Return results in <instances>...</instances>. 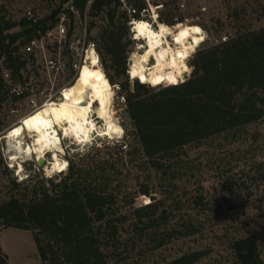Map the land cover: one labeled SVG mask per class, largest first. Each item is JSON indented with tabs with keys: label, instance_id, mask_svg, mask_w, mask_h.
Wrapping results in <instances>:
<instances>
[{
	"label": "trees",
	"instance_id": "16d2710c",
	"mask_svg": "<svg viewBox=\"0 0 264 264\" xmlns=\"http://www.w3.org/2000/svg\"><path fill=\"white\" fill-rule=\"evenodd\" d=\"M71 3L82 17L89 12V34L97 28L95 18L106 16L108 24L101 26L92 39L97 42L110 83L113 87L119 85L125 94L133 126L134 143L124 141L117 146L127 155L139 153L145 158L148 167L166 183L165 190L171 191L172 181L184 171L181 156L187 147L222 138L235 139L248 126L264 120V26L195 51L189 64L192 72L183 82L163 78L167 81L154 85L157 79L148 84L138 77L131 88L130 22L143 19L142 14L149 11L147 0H126L125 4L121 0ZM60 12L59 7L41 23L45 26L47 19ZM158 14V21L169 28L183 22L182 18L176 20L169 9ZM14 25L9 21L0 24V60L4 59L19 80L18 72L26 64L20 54L22 46L36 34L37 25L5 36L3 32ZM0 91H8L1 75ZM105 149L111 146L94 148L80 161L69 160L68 172L59 180L50 178L39 186H26V194L0 200V225L30 230L42 264H111L113 260L131 264L120 256L130 249L142 251L140 243L153 250L161 249L180 236L191 237L201 231L202 223L189 214L176 225L166 226L173 213L165 207L167 196L159 198L147 184L138 190L139 195L149 197L146 203L136 205V197L129 198L131 213L123 212L117 194L110 189L114 154L102 153ZM85 156H92V161L84 162ZM2 163L0 148V166ZM13 185L20 187L15 179ZM191 198L198 212L207 209L209 202L202 192ZM123 233L128 234L125 239ZM232 247L239 264H264L253 236L235 238ZM209 254V248L189 250L157 264H196ZM0 264H10L2 248Z\"/></svg>",
	"mask_w": 264,
	"mask_h": 264
},
{
	"label": "rangeland",
	"instance_id": "374dc122",
	"mask_svg": "<svg viewBox=\"0 0 264 264\" xmlns=\"http://www.w3.org/2000/svg\"><path fill=\"white\" fill-rule=\"evenodd\" d=\"M71 2L72 0H0V24L4 25L5 21L15 24L14 27L3 32L5 36L22 32L32 25L25 17L27 9L31 8L38 12L41 23L60 7L61 12L47 19L45 26L64 16L66 26L71 31V38L67 43H70L76 52L74 57L69 52L66 53L64 70L57 75V78L52 76L51 81L48 80L44 68L33 63L30 64L28 84L17 78L12 82L5 81L3 71L7 67L5 64H0V75L8 90L4 93L0 91V148L3 161L0 166L1 201L7 200L13 194H26V186H39L50 178L59 180L68 172V164L63 172L61 169L60 171L53 169L50 164L51 153L46 155L42 166L38 164L35 156L17 161L14 159V154L7 149L5 136L16 126L21 125L24 117L44 101L50 98L62 99L61 90L76 77V71L69 66V62H78L84 58L88 40L95 42L97 46V42L92 37L98 34L101 26L108 24L104 14L97 16L95 18L97 28L90 34L86 31V45H84V22L86 20L88 26L91 20L89 12H86L85 17L73 12L70 8ZM149 2L159 4L158 7L152 5V8L157 10L156 14L158 11L169 9L176 16V20L182 18L183 22L170 28L158 20L152 25L149 21L152 20L150 8L149 12L142 14L143 19L139 22H149L156 30L165 25L171 35L179 33L187 26H199L205 32V35L197 37V41L192 42L190 52L184 56L189 72L184 74V79L189 78L192 72L189 64L195 51L224 41L237 33L264 26V0H149ZM162 4L165 6L163 7ZM41 26L44 25L41 23ZM134 32L141 42L133 40L132 33L130 34L133 41L129 46V57L140 43L145 42L141 30L136 31L134 28ZM170 38L173 48L179 51L176 41ZM98 62L102 67L100 56ZM90 64L88 62L85 66ZM157 81L154 85L164 82V79L160 77ZM173 81L169 80V83H175ZM130 82L133 88L134 81L130 80ZM143 82L148 83L145 79ZM11 88H20L25 92V96L16 99L10 91ZM114 90L113 117L124 129L123 137L95 135L88 142L79 144L73 143L75 141L72 137L64 138L60 131L64 148V152L60 153L61 160L80 161L83 155L94 148L111 146V149H105L102 153L114 154L110 189L117 194L118 205L123 212L131 213L132 209L129 203L127 204L129 198L136 197V205L146 203L145 199L149 197L139 195L138 190L142 185L147 184L151 192L159 198L167 196L165 207L173 211V217L171 215L166 226L170 228L176 225L178 220L186 218L188 214L202 223L201 231L194 236H180L163 248L154 250L152 246H146L143 242L140 243L142 251H138L137 248L130 249L120 258L131 264H157L189 250L209 248L210 254L196 264H239L232 242L239 236H253L259 244L264 259V120L248 126L235 139L222 138L187 147L186 153L181 156L184 171L178 179L172 181L174 186L168 191L165 190L166 183L162 181L160 174L148 167L145 158L139 153L127 155L124 151L121 152L120 146H117L124 141L131 143L134 141L132 121L123 97L125 94L122 93L119 85H115ZM42 91L45 92L44 95L41 94ZM94 119L101 129L105 126L95 114ZM31 141L30 138L26 139L27 143ZM83 161L86 163L92 161V156H85ZM14 179L20 183V187L13 185ZM196 192H202L209 202L205 211L198 212L190 201ZM179 207L181 209H177ZM127 235L123 233V238L125 239ZM0 248L8 254L10 264H42L30 230L5 228L0 225ZM111 264L121 263L113 260Z\"/></svg>",
	"mask_w": 264,
	"mask_h": 264
},
{
	"label": "bare ground",
	"instance_id": "6f19581e",
	"mask_svg": "<svg viewBox=\"0 0 264 264\" xmlns=\"http://www.w3.org/2000/svg\"><path fill=\"white\" fill-rule=\"evenodd\" d=\"M133 25L136 31H142L145 42L140 43L129 57L131 77L143 78L148 83L160 77L183 82L184 74L189 73L184 56L190 52L192 42L205 35L204 30L199 26H187L171 35L163 25L158 30L149 22L134 21ZM169 38L176 41L179 51L173 48ZM87 61L91 64L85 66ZM98 61L96 52L89 50L73 82L61 90L62 99L43 102L5 136L7 149L14 154V159L35 156L37 160L45 161L46 155L51 153L53 169L63 172L68 162L60 157L64 152L62 136L72 137L73 143L79 144L88 142L95 135L123 137L124 129L113 117L115 90ZM94 114L104 122L102 129ZM27 138L32 141L27 143Z\"/></svg>",
	"mask_w": 264,
	"mask_h": 264
},
{
	"label": "built area",
	"instance_id": "2783aa9c",
	"mask_svg": "<svg viewBox=\"0 0 264 264\" xmlns=\"http://www.w3.org/2000/svg\"><path fill=\"white\" fill-rule=\"evenodd\" d=\"M121 1L125 2L126 0H121ZM147 2L149 4V8L151 9L152 20L149 21H151V24L153 25L154 22L158 20L159 14L157 13V15H155V11L157 10H154L152 8V4H150L149 0H147ZM183 6L184 5H182V7ZM71 10L75 13H78L73 6H71ZM25 17L30 24L37 25V32L36 34L33 35V37L30 40H28L27 43H25L22 46V50L20 54L22 55V60L25 61L26 64L18 72L19 81L22 80L25 84H28L27 81H29L30 79V70H31L30 64L32 63L37 65L38 67L39 66L43 67L44 72L48 75L49 79L48 78L47 79L51 81L52 76H55V78H57V75L64 70L66 66V61H65L66 53L69 52L72 55V57L76 55V52L73 49L72 45L70 43L69 44L67 43V40L70 41L69 39L71 38V36H69L70 29H68L66 26L64 16L57 18L54 21H51V23L43 27L41 26L40 23L39 14L35 10L31 8L27 9L25 12ZM134 21L136 20H132L130 22L132 39L141 42V39L136 38V33L134 32V25H133ZM84 30H85L84 45H86V31H87L86 20L84 22ZM89 50H94L96 54L99 56L96 49V44L94 42L88 41L86 47V54L84 58L78 62H69V66L73 69V71H76V76L80 67L86 61V56ZM0 64H5L4 59L0 60ZM3 72H4L3 77L5 78V81L12 82L14 79L13 71L9 68H6ZM128 75L131 81L136 80L132 78L131 75L129 74V69H128ZM10 91L13 94V96H15V98L19 99L25 96V92H23L20 88H11ZM61 93L62 92H60V94ZM41 94L44 95L45 92L42 91Z\"/></svg>",
	"mask_w": 264,
	"mask_h": 264
},
{
	"label": "snow or ice",
	"instance_id": "6c2138e0",
	"mask_svg": "<svg viewBox=\"0 0 264 264\" xmlns=\"http://www.w3.org/2000/svg\"><path fill=\"white\" fill-rule=\"evenodd\" d=\"M193 31H200V29H193ZM93 63H95V61H93ZM133 75H135V73H133ZM141 79H143V78H141ZM156 82H158V81H156ZM173 82H175V81H173ZM33 119H35V118H33ZM25 123H28L27 121L25 122ZM18 132H19V130H17V134H18Z\"/></svg>",
	"mask_w": 264,
	"mask_h": 264
},
{
	"label": "water",
	"instance_id": "95a60500",
	"mask_svg": "<svg viewBox=\"0 0 264 264\" xmlns=\"http://www.w3.org/2000/svg\"><path fill=\"white\" fill-rule=\"evenodd\" d=\"M38 164H39L40 166H42V165L44 164V159H40V160H38Z\"/></svg>",
	"mask_w": 264,
	"mask_h": 264
}]
</instances>
